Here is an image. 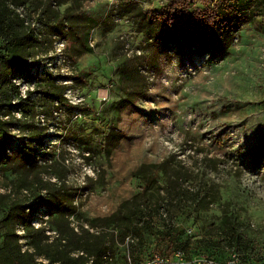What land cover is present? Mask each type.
<instances>
[{
  "label": "rangeland",
  "instance_id": "obj_1",
  "mask_svg": "<svg viewBox=\"0 0 264 264\" xmlns=\"http://www.w3.org/2000/svg\"><path fill=\"white\" fill-rule=\"evenodd\" d=\"M165 3L17 1L33 38L0 39L27 64L0 60V264H95L100 245L102 264H141L169 230L191 244L175 264L224 262L232 226L264 264V160L243 153L264 151V0L216 56L149 37Z\"/></svg>",
  "mask_w": 264,
  "mask_h": 264
},
{
  "label": "trees",
  "instance_id": "obj_2",
  "mask_svg": "<svg viewBox=\"0 0 264 264\" xmlns=\"http://www.w3.org/2000/svg\"><path fill=\"white\" fill-rule=\"evenodd\" d=\"M18 0H0V39L6 43V47L14 50L16 45L24 44L26 38H33V31L26 24V18L16 9ZM254 0H166L160 10L150 12V20L156 22L150 26L148 35L156 41L165 44H175L185 46L190 51L207 52L211 56H216L223 50L222 34L233 31L248 19V12ZM200 3V5H198ZM2 62L14 66H26V56L13 53H0ZM6 99V105H11V100ZM0 122V129L2 128ZM247 156L248 165L257 166L264 160V151L259 145L252 146L248 151L243 152ZM152 166V164H151ZM40 197V196H39ZM149 202L145 200L140 208V216L143 223L149 226L153 213ZM13 214L19 219H25L24 214L17 209H11L7 217ZM135 231L141 233L142 229L137 223L134 225ZM230 240L234 250L232 254H238L241 262H248L241 259L239 247L241 236L234 226L231 227ZM163 236L156 239L153 252L148 255L147 261L141 264H175L174 260L179 259L178 253H182L180 260L185 261L190 258L189 249L191 244L188 240H177L176 234L172 230L163 232ZM160 237V236H159ZM157 241H161L160 243ZM105 248L98 246L93 251L96 257L95 264H102L99 258ZM12 255H16L14 250ZM135 254V253H134ZM12 255H9L12 257ZM138 255V252L135 254ZM193 261L208 258L214 260V264H224L215 257L207 254H195ZM230 256V259H231ZM229 259V260H230ZM179 260V261H180ZM64 264H84L82 255L68 257Z\"/></svg>",
  "mask_w": 264,
  "mask_h": 264
},
{
  "label": "built area",
  "instance_id": "obj_3",
  "mask_svg": "<svg viewBox=\"0 0 264 264\" xmlns=\"http://www.w3.org/2000/svg\"><path fill=\"white\" fill-rule=\"evenodd\" d=\"M178 256L181 258L182 257V253H178ZM199 264H214V260L212 259H208V258H202L198 260ZM150 264V263H148ZM224 264H250L247 262H241L239 259V256L235 253L233 254V256L231 257L230 260H228L227 262H225Z\"/></svg>",
  "mask_w": 264,
  "mask_h": 264
}]
</instances>
